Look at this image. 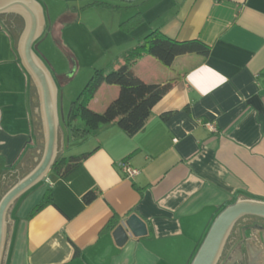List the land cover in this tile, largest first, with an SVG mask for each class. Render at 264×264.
I'll return each instance as SVG.
<instances>
[{
  "label": "crops",
  "instance_id": "1",
  "mask_svg": "<svg viewBox=\"0 0 264 264\" xmlns=\"http://www.w3.org/2000/svg\"><path fill=\"white\" fill-rule=\"evenodd\" d=\"M36 1L44 31L67 58L104 57L117 68L153 30L210 51L177 56L170 67L148 55L130 63L145 83L171 82L136 134L109 124L73 140L60 129L58 157L92 153L64 178L50 170L16 201L2 264H190L223 208L264 201V0ZM0 16L1 199L39 163L44 133L18 52L24 21ZM118 90L102 85L90 108L101 112ZM66 142L75 151L65 152ZM121 161L137 173L127 178ZM47 187L51 204L28 218ZM90 190L97 196L85 204ZM133 214L147 234L118 246L112 232Z\"/></svg>",
  "mask_w": 264,
  "mask_h": 264
},
{
  "label": "water",
  "instance_id": "2",
  "mask_svg": "<svg viewBox=\"0 0 264 264\" xmlns=\"http://www.w3.org/2000/svg\"><path fill=\"white\" fill-rule=\"evenodd\" d=\"M4 14L18 15L24 21L19 35L18 52L24 70L37 88L44 146L37 166L7 188L0 199V264L4 259L6 246V222L14 204L48 175L61 146L58 88L51 72L33 50V45L44 32L43 10L36 0H0V15ZM248 216L264 219V201L243 198L223 208L209 226L190 264H218L233 227L241 218ZM146 234L145 223L134 214L112 232L118 246H123L129 236L138 238ZM236 256L235 261L241 260L239 249L236 250Z\"/></svg>",
  "mask_w": 264,
  "mask_h": 264
},
{
  "label": "trees",
  "instance_id": "3",
  "mask_svg": "<svg viewBox=\"0 0 264 264\" xmlns=\"http://www.w3.org/2000/svg\"><path fill=\"white\" fill-rule=\"evenodd\" d=\"M103 5L113 7L110 4L104 3ZM209 51L210 48L199 40L181 42L168 38L158 30L150 31L140 44L127 53L124 64L117 68L94 69L91 72L83 88L70 101L66 126L71 139H83L100 126L109 124H116L128 136L136 134L143 128L149 118L151 108L170 89L171 82L164 85L145 83L131 70L132 61L148 55L163 66L170 67L177 56L198 54L206 57ZM102 85L117 86L119 90L118 95L101 112H97L91 109L89 104ZM77 120L82 121V127L76 125ZM91 153L92 151L76 155H60L51 167V173L64 178ZM96 196V192L90 190L82 196V201L88 204ZM51 202V189L47 187L44 197L33 207L28 218L33 217ZM113 225L112 221L107 226L112 229Z\"/></svg>",
  "mask_w": 264,
  "mask_h": 264
},
{
  "label": "rangeland",
  "instance_id": "4",
  "mask_svg": "<svg viewBox=\"0 0 264 264\" xmlns=\"http://www.w3.org/2000/svg\"><path fill=\"white\" fill-rule=\"evenodd\" d=\"M33 50L47 66L59 87L58 112L60 129L66 131V117L70 101L73 100L83 88L94 68L107 69V67L112 66L110 63L111 61L106 60L104 57H91L89 55H83L78 58L72 55L70 58H67L63 55L62 49L57 46L51 39V36L48 35L47 30L44 31L41 38L33 45ZM103 59H105V61ZM56 76L60 78L57 79ZM75 123L79 127L83 126L80 120L75 121ZM68 148L71 149V152L75 151V148L72 149V146H68L66 142L64 151L66 152ZM64 154L67 156L70 155L67 153ZM39 186L41 185L39 184Z\"/></svg>",
  "mask_w": 264,
  "mask_h": 264
},
{
  "label": "flooded vegetation",
  "instance_id": "5",
  "mask_svg": "<svg viewBox=\"0 0 264 264\" xmlns=\"http://www.w3.org/2000/svg\"><path fill=\"white\" fill-rule=\"evenodd\" d=\"M3 21V16H0L2 24ZM10 21L19 23L20 19L11 17ZM238 249L241 251V260L235 261ZM228 263L264 264V219L248 216L241 218L235 224L218 262V264Z\"/></svg>",
  "mask_w": 264,
  "mask_h": 264
},
{
  "label": "built area",
  "instance_id": "6",
  "mask_svg": "<svg viewBox=\"0 0 264 264\" xmlns=\"http://www.w3.org/2000/svg\"><path fill=\"white\" fill-rule=\"evenodd\" d=\"M262 75L264 77V71L262 72ZM207 126L209 127V129L214 130L212 125H207ZM117 167L120 168V170L126 175L127 178H131L137 173V171L135 169L130 167L124 161L118 162Z\"/></svg>",
  "mask_w": 264,
  "mask_h": 264
}]
</instances>
